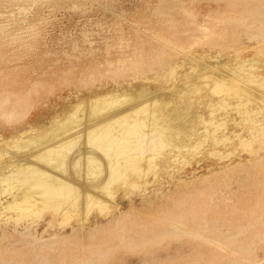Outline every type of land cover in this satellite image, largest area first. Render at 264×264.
Returning <instances> with one entry per match:
<instances>
[{"label":"bare ground","instance_id":"1","mask_svg":"<svg viewBox=\"0 0 264 264\" xmlns=\"http://www.w3.org/2000/svg\"><path fill=\"white\" fill-rule=\"evenodd\" d=\"M50 1L0 0V46L10 42V20L27 22ZM211 3L212 20L195 22L197 32L183 41L184 56L174 59L164 49L168 59L150 64L152 71L151 65H163L170 82L152 86L164 74L136 69L138 47H119L107 66L121 72L107 69L110 81L101 77L97 86L92 80L96 87L80 91L69 106L54 101L59 111L0 131V264H110L118 250L146 259L154 248H170V241L180 245L161 264H260L264 68L255 71L253 56L264 55V0ZM228 25L244 34L229 41L235 55L223 47ZM128 66L135 68L125 73ZM29 101L1 88L0 116L24 118ZM83 116V127L68 128ZM96 131L101 143L87 138ZM161 169L166 175L155 178ZM234 181L242 193L231 188ZM126 185L140 190L117 192Z\"/></svg>","mask_w":264,"mask_h":264},{"label":"rangeland","instance_id":"2","mask_svg":"<svg viewBox=\"0 0 264 264\" xmlns=\"http://www.w3.org/2000/svg\"><path fill=\"white\" fill-rule=\"evenodd\" d=\"M184 1L162 0L156 5L158 0H152L151 3L148 0H52L43 3L39 13L28 14L27 22H20L18 19L10 20L14 21L12 27L15 29L10 36H7L10 39L9 44L0 46V52L3 54V58L0 59V70L2 71L0 74V89L5 87L17 94L25 95L27 100H30V107L27 109L24 118L8 121L0 116V131L8 133L14 126L19 127L26 120H37L39 119L38 114L42 111L44 113L59 111L60 107L59 105L54 106V101L69 106V103L80 95V91L88 92L90 88H95V85H100L101 77L110 81V76H107V69L121 72L113 65L107 66L110 60L114 62L117 60L119 55L115 50L119 47H125L128 52L129 48L138 47L136 54H139L140 61H138L136 69L144 70L148 76L154 75V71L163 73L164 69H162L163 65L161 64H153L151 66L154 67V71L149 70L152 61H165V59H168L166 51L171 53L174 59H181L184 56L185 49L183 41L186 38L191 40L192 35L197 32L193 29L195 22L203 18L209 21L212 20L209 15L213 11L208 9L212 0ZM152 8H154L153 12ZM250 21L258 22L255 20ZM184 23H187V26ZM170 28L171 30H169ZM226 29L227 34L223 39V47L225 51L235 55L229 41L244 37L243 31L235 25H228ZM104 36L108 37L109 45L104 42ZM119 41H128V43L119 46V43L117 44ZM104 46L110 48L112 52L107 54ZM199 47V44L192 45L193 49ZM157 48L163 49L160 52L162 54L154 56L152 54L153 49ZM213 50L218 51V48L216 47ZM239 55L242 56L243 54L240 53ZM253 58L255 60L253 62L255 71L260 68L263 69V53L255 52ZM130 62L129 59L124 64L129 65ZM134 68L128 66L125 73L133 71ZM163 74L160 82L157 83L153 80L150 84L156 86L170 82L172 78L169 77V74L166 72ZM182 78L180 75H176L173 80L180 82ZM17 90L21 92L18 93ZM48 107L50 108L48 109ZM86 117L85 125L89 124L91 119V116L86 115ZM82 120H84V116L83 119L75 121L79 124L73 122L74 125L70 124L68 128L83 127L84 121ZM98 133L97 131L91 133L87 138L92 140L96 137L92 140L96 141L99 139L97 135L102 137L101 133ZM98 141L101 143V139ZM100 146L91 147L94 148L92 150L99 147L97 150L100 151ZM204 162H200V168ZM177 165H181V163H177ZM199 167L197 169L201 170ZM27 169H32L35 172ZM27 169V172L30 171L33 176L38 172L34 167H27ZM157 172L158 175L155 178L166 175L167 170L161 169ZM28 174L25 175L28 177ZM136 180L140 181L141 178ZM81 181L84 182V180ZM81 181L78 180L77 183L82 184ZM23 182V184L27 183ZM239 182L241 184L243 180ZM198 186L199 184L196 183L195 187ZM231 186V188H236L239 194L242 193L239 191L245 190L238 186L237 181H234ZM126 187H129V189ZM131 188L132 194L140 190L139 187L126 185L118 188L117 192H122L125 189L130 190ZM183 189L186 190V188ZM93 213H96V211H93ZM48 230L51 231L52 228H48ZM82 238V241L85 242L86 239L88 241V237ZM169 244L170 248L168 249L165 245L152 249L151 254L155 260L152 257H150L151 259H145L141 256V253L131 250H118L112 261L110 260V264H143L145 260V263L148 264L154 262L157 264L160 262L161 264L167 260L165 258L167 257L166 254H175V247L180 245L176 241H170ZM182 246L184 249H188L187 245L183 244ZM263 250V248L257 250L258 259L261 258L260 264H264Z\"/></svg>","mask_w":264,"mask_h":264}]
</instances>
